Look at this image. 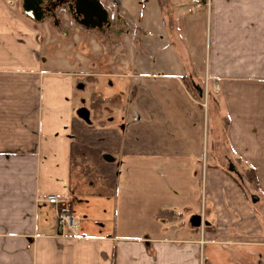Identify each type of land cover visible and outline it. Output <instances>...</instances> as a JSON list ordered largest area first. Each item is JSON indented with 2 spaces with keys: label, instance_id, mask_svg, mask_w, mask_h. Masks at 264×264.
<instances>
[{
  "label": "crops",
  "instance_id": "crops-1",
  "mask_svg": "<svg viewBox=\"0 0 264 264\" xmlns=\"http://www.w3.org/2000/svg\"><path fill=\"white\" fill-rule=\"evenodd\" d=\"M145 1L141 93L117 127L79 116L83 84L47 67L40 30L0 0V264H264V0ZM167 80L210 111L209 143L184 140ZM166 183L174 236L134 235L160 229ZM49 196L71 203L75 232Z\"/></svg>",
  "mask_w": 264,
  "mask_h": 264
},
{
  "label": "rangeland",
  "instance_id": "rangeland-1",
  "mask_svg": "<svg viewBox=\"0 0 264 264\" xmlns=\"http://www.w3.org/2000/svg\"><path fill=\"white\" fill-rule=\"evenodd\" d=\"M9 1L15 12L28 18L40 30L47 67L72 75V77L65 75V79L69 77L74 86L77 81L84 85L83 90L78 91V95L83 97L92 122L100 124L103 121L102 124L105 125L112 122L117 127L125 125L127 94L141 93L142 88L141 69L137 68L141 62V32L134 25L135 23L139 25L146 1L124 0L123 8L129 11L127 15L116 0H104L103 4L108 10L112 8L115 10L117 20L112 28H105L103 31L82 27L75 22L73 16L65 15L63 12L56 17L46 16L38 19L36 8L28 3V0ZM43 1L46 4L49 0ZM108 5L112 8L110 9ZM163 83L172 93L166 95L167 100L163 107L167 113H175L176 119L182 117L183 127H188L183 130L184 140L189 142L194 139L202 145L209 143L212 129L210 111L193 108L186 98V93L178 90L177 83L168 80ZM116 93L118 94L112 102L93 104L97 98L102 99L106 95ZM121 182L123 185V181ZM166 187L168 188L165 190L166 198L161 200L160 210L156 215H150V222L159 223L160 229H151L149 233L138 230L134 231V235L152 238L160 233L163 238L174 236L170 227L180 220L173 214L175 204H172L170 201L172 198L168 197L174 193V189L169 183H166ZM185 220L183 217L182 221Z\"/></svg>",
  "mask_w": 264,
  "mask_h": 264
},
{
  "label": "flooded vegetation",
  "instance_id": "flooded-vegetation-1",
  "mask_svg": "<svg viewBox=\"0 0 264 264\" xmlns=\"http://www.w3.org/2000/svg\"><path fill=\"white\" fill-rule=\"evenodd\" d=\"M98 0H49L46 4L42 2L40 5H32L36 8V17H56L57 14L63 12L65 15L73 16L75 22L85 28H94L98 30L110 29L112 23H108L106 8ZM28 3H32L28 0ZM29 6V5H27ZM105 11L106 15L103 13ZM114 19V18H113Z\"/></svg>",
  "mask_w": 264,
  "mask_h": 264
},
{
  "label": "built area",
  "instance_id": "built-area-1",
  "mask_svg": "<svg viewBox=\"0 0 264 264\" xmlns=\"http://www.w3.org/2000/svg\"><path fill=\"white\" fill-rule=\"evenodd\" d=\"M198 5L196 8H200ZM46 202L55 207L57 211L58 227L64 233L75 232L79 228V219L74 214L71 203L67 199L49 196Z\"/></svg>",
  "mask_w": 264,
  "mask_h": 264
},
{
  "label": "water",
  "instance_id": "water-1",
  "mask_svg": "<svg viewBox=\"0 0 264 264\" xmlns=\"http://www.w3.org/2000/svg\"><path fill=\"white\" fill-rule=\"evenodd\" d=\"M97 4H98V7L100 6V8H101V5L98 1H97ZM103 13L106 15L105 11H103ZM78 88L82 90L84 88V85H80ZM195 89H196L198 95L200 97H203L204 90L199 86H195ZM78 114L83 120H85L87 123H90V113L86 109H82Z\"/></svg>",
  "mask_w": 264,
  "mask_h": 264
},
{
  "label": "trees",
  "instance_id": "trees-1",
  "mask_svg": "<svg viewBox=\"0 0 264 264\" xmlns=\"http://www.w3.org/2000/svg\"><path fill=\"white\" fill-rule=\"evenodd\" d=\"M103 102H105V101L102 100V99L97 98L95 101H93V104L99 105V104H102Z\"/></svg>",
  "mask_w": 264,
  "mask_h": 264
}]
</instances>
